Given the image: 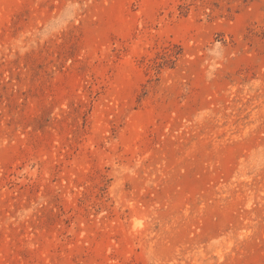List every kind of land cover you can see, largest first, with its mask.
Instances as JSON below:
<instances>
[{
    "label": "rangeland",
    "instance_id": "374dc122",
    "mask_svg": "<svg viewBox=\"0 0 264 264\" xmlns=\"http://www.w3.org/2000/svg\"><path fill=\"white\" fill-rule=\"evenodd\" d=\"M0 264H264V0H0Z\"/></svg>",
    "mask_w": 264,
    "mask_h": 264
}]
</instances>
